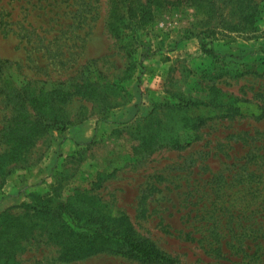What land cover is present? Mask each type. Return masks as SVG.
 <instances>
[{"label": "rangeland", "instance_id": "obj_1", "mask_svg": "<svg viewBox=\"0 0 264 264\" xmlns=\"http://www.w3.org/2000/svg\"><path fill=\"white\" fill-rule=\"evenodd\" d=\"M255 2L259 31L248 38L241 30L249 25L212 29L189 3L156 9L139 31L134 75L121 83L128 58L108 30L109 0H0V129L11 115L12 86L69 88L91 80L127 90L120 99L126 102L106 111L93 99L71 97L72 123L42 137L30 151L33 163L6 177L0 212L48 196L63 171L67 188H95L176 264H264V0ZM189 98L205 103L178 108ZM184 116L204 122L192 128ZM88 119L94 135L67 143ZM158 126L183 147H142L141 131ZM17 258L20 264H161L105 252L64 260L43 237Z\"/></svg>", "mask_w": 264, "mask_h": 264}, {"label": "trees", "instance_id": "obj_2", "mask_svg": "<svg viewBox=\"0 0 264 264\" xmlns=\"http://www.w3.org/2000/svg\"><path fill=\"white\" fill-rule=\"evenodd\" d=\"M229 2L232 3L230 7ZM185 3L193 6L212 29L220 25L233 28L243 23L244 26L249 25L248 29L241 30L243 37L247 38L259 31L255 25L258 11L255 0H109L108 30L120 42L128 58L120 77L121 83L134 75L139 64L137 54L142 45L139 31L155 19L156 9ZM235 14L240 17L236 22L233 20ZM247 72L257 74L261 71ZM244 74L240 72V75ZM212 90L220 92L216 87ZM104 92L106 94L102 96ZM126 94L122 84H99L91 80L77 82L69 88L31 89L27 84L12 86L7 94L12 105L11 115L0 129L3 146L0 148V190L6 177L15 169L33 163L29 158L30 151L42 137L54 128L65 129L72 123L66 108L71 97L81 95L93 99L99 103L97 107L100 110L106 111L124 104L126 99H120ZM203 103L189 98L181 100L178 108ZM155 111L157 109H153L152 113ZM182 121L188 125L192 122V128H196L203 124L204 119L184 116ZM141 132L140 144L145 149L166 143L175 148L183 147L178 138L172 137L168 141L160 126ZM65 176L63 171L56 176L48 196H36L33 202L0 212V264H20L18 254L37 237L46 238L54 244L59 257L64 260L105 252L121 254L143 263L176 264L174 256L134 231L124 215L114 213L106 202L98 198L95 188H67Z\"/></svg>", "mask_w": 264, "mask_h": 264}, {"label": "crops", "instance_id": "obj_3", "mask_svg": "<svg viewBox=\"0 0 264 264\" xmlns=\"http://www.w3.org/2000/svg\"><path fill=\"white\" fill-rule=\"evenodd\" d=\"M95 133V121L94 119H88L83 124L73 128L67 139V143L69 141H83V139H88L92 137Z\"/></svg>", "mask_w": 264, "mask_h": 264}]
</instances>
